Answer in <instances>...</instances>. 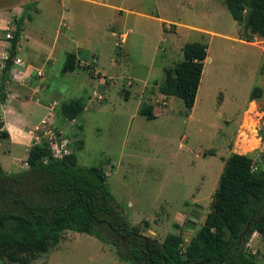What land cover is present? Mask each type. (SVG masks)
I'll return each instance as SVG.
<instances>
[{"label":"rangeland","instance_id":"rangeland-1","mask_svg":"<svg viewBox=\"0 0 264 264\" xmlns=\"http://www.w3.org/2000/svg\"><path fill=\"white\" fill-rule=\"evenodd\" d=\"M31 2H36L28 12L33 17L24 20L19 55L30 58L42 41L52 44L59 31L63 36L53 68L59 72L65 63L62 48L79 50L88 64L80 66L84 71L58 73L51 81L48 97L57 102L53 114L62 127H45L43 120L29 134L51 130L71 141L82 139L78 165L104 171L108 190L128 222L160 242L168 233H180L187 244L209 212L230 154L250 155L255 167L264 170V40H241L242 27L223 0H0L1 40L6 41L7 29H14V20ZM191 42L207 45L209 61H204L195 103L187 112L181 99L164 97L158 88L164 69L180 62L183 46ZM256 87L263 95L251 102ZM81 98L85 110L73 127L59 115V107ZM147 104L154 107V120L138 113ZM252 135L259 143H247L242 150V140H252ZM191 209L197 218L189 219ZM186 222L190 226L185 230ZM248 248L257 254L256 264H264L257 234ZM0 264L6 263L0 259ZM31 264L129 263L110 244L67 231Z\"/></svg>","mask_w":264,"mask_h":264},{"label":"trees","instance_id":"trees-1","mask_svg":"<svg viewBox=\"0 0 264 264\" xmlns=\"http://www.w3.org/2000/svg\"><path fill=\"white\" fill-rule=\"evenodd\" d=\"M223 1L242 27L241 40H264V0ZM35 3L25 5L20 18L14 20L13 37L6 40L9 47L0 70V107L7 100L24 20H31L28 12ZM206 59V44L186 43L182 60L164 69L159 93L181 99L190 112ZM77 69L76 56L68 53L61 73ZM262 95L263 89L256 87L249 101ZM84 109L83 98L62 102L59 115L71 122ZM138 113L149 121L155 119L152 105H143ZM81 131L78 126V134ZM58 137L55 133L52 142L42 140L31 146L25 169L6 173L0 167V259L6 264H31L57 246L67 231L110 244L129 264H256L258 256L249 251L248 244L257 234L264 249V170L255 167L250 155L232 153L225 159L209 212L187 244L180 233H168L160 242L128 222L108 190L102 169L78 165L76 152L83 148L82 139L67 146L71 148L67 155L54 156ZM6 139L0 111V143Z\"/></svg>","mask_w":264,"mask_h":264},{"label":"crops","instance_id":"crops-1","mask_svg":"<svg viewBox=\"0 0 264 264\" xmlns=\"http://www.w3.org/2000/svg\"><path fill=\"white\" fill-rule=\"evenodd\" d=\"M18 8L19 7H17V9ZM34 12H38V11L35 10ZM62 14L64 15V13ZM12 17L14 16L12 15ZM32 17L33 16H31V20ZM11 19H6V20H11ZM61 19L64 20L65 16H62ZM62 26H64V23H61V27ZM23 32L24 30H22L21 32V37L23 35ZM57 32L58 33L56 34V38L52 44L48 45V43L42 41L41 44L37 46L36 51L31 52L30 58H26V59H24V57H21L19 55L21 51V46L19 41L17 56L14 59V61L18 59L21 61L22 65H17L13 63V67L11 70V82L9 83L7 89V100L5 104L1 105L0 107L1 114L3 117L4 128L8 132V139L0 143V154H1L0 167L6 173L19 172V171L14 172L12 170L13 169L12 167L14 168L17 167L20 168L21 170L27 167L25 163L27 158V152L30 149V147L34 145L33 136L29 134L30 129L33 127V125L38 124L39 122L45 120L48 122L47 126L53 125L52 127L54 128V130L62 127L56 123L57 121L55 120L56 114L55 115L53 114L54 112L53 105L55 104L56 101L51 100L48 97L50 93L51 81L53 79H58V73H60V76L65 75L61 73V69L63 66L61 67L59 72H57L55 68H53L54 62L55 60H57L56 49L58 45V39L61 36H63L62 33H60L59 31ZM121 35L123 36L125 34H121ZM8 47H9L8 42L0 39V70L3 66V60L5 56H7L8 54L7 52ZM62 49L64 50L65 53L67 54L72 53L76 56L79 66V69H77L76 71L78 70L84 71L86 69L84 67H80L83 65V63L84 64H88V63L86 62L85 59H82L79 50L76 49V51H73L71 49H66V48H62ZM92 60L90 63L91 67L95 68V70H97L99 73L100 71L97 68L96 62L94 63L92 62ZM111 61L113 62V60ZM112 62H110V67H113L111 69L114 70L115 65ZM38 70L43 73L42 77L36 76V71ZM13 72H15V75L18 74L19 77L15 78L12 75ZM19 72L22 74H20ZM0 76H1V71H0ZM22 79L25 81L21 82ZM76 119L71 122L65 120L64 121L66 123H70V125L74 127L77 122ZM59 135L61 138L68 140L70 142V145L73 141L77 140L76 138L71 141L68 137H66L65 133L64 134L59 133ZM24 154H26V157L22 161ZM22 166H24L25 168H22Z\"/></svg>","mask_w":264,"mask_h":264},{"label":"built area","instance_id":"built-area-1","mask_svg":"<svg viewBox=\"0 0 264 264\" xmlns=\"http://www.w3.org/2000/svg\"><path fill=\"white\" fill-rule=\"evenodd\" d=\"M11 28L13 29V27H11ZM12 29H9V28L7 29L6 34H5V39L6 40H10L13 37ZM124 39H125V35H123V36L121 35L119 37V41H123ZM115 45L118 46V43H116ZM6 58L7 57H5L4 60ZM14 64L22 65L21 61L18 60V59L14 61ZM36 76L37 77H42L43 73L38 70V71H36ZM24 81L25 80H23V79L21 80V82H24ZM45 127H48V126H45ZM33 138H34L33 139L34 144H39L42 140H46L48 142H52L53 139L55 138V132L53 133L51 130H49V132H44L42 136H36V137H33ZM58 141H59V144L55 145V147L53 149L54 156L55 157H61V156L67 155L69 153V150L67 149V146L70 144V142L68 140H65V139L61 138V137H58Z\"/></svg>","mask_w":264,"mask_h":264},{"label":"water","instance_id":"water-1","mask_svg":"<svg viewBox=\"0 0 264 264\" xmlns=\"http://www.w3.org/2000/svg\"><path fill=\"white\" fill-rule=\"evenodd\" d=\"M206 61H208V59H206ZM194 207H195V208H200L197 204H195ZM197 214H198V213H197L196 211L193 210V211L189 214V219H192V218L195 219V218H197ZM189 226H190L189 223L186 222L185 225H184V229L186 230ZM185 258H186V257H185V255H184V256H183V259H185Z\"/></svg>","mask_w":264,"mask_h":264},{"label":"bare ground","instance_id":"bare-ground-1","mask_svg":"<svg viewBox=\"0 0 264 264\" xmlns=\"http://www.w3.org/2000/svg\"><path fill=\"white\" fill-rule=\"evenodd\" d=\"M252 137H253L252 140H247V139L242 140V145H241L242 150H245V146L247 143H251V144H253V143L258 144L259 143V141L255 138L254 135H252Z\"/></svg>","mask_w":264,"mask_h":264},{"label":"flooded vegetation","instance_id":"flooded-vegetation-1","mask_svg":"<svg viewBox=\"0 0 264 264\" xmlns=\"http://www.w3.org/2000/svg\"><path fill=\"white\" fill-rule=\"evenodd\" d=\"M193 210L191 209L190 211H189V214L192 212Z\"/></svg>","mask_w":264,"mask_h":264}]
</instances>
